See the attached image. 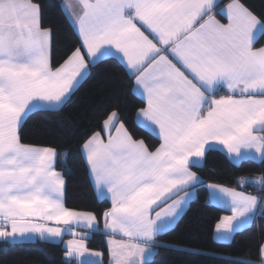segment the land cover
Wrapping results in <instances>:
<instances>
[{
	"label": "snow or ice",
	"instance_id": "6c2138e0",
	"mask_svg": "<svg viewBox=\"0 0 264 264\" xmlns=\"http://www.w3.org/2000/svg\"><path fill=\"white\" fill-rule=\"evenodd\" d=\"M59 7L78 35L62 62L53 59L56 28L44 26L41 0H0V243L52 241L84 228L68 241L66 255L101 257L85 241L102 220L104 234L128 237L110 242V264H149L154 249L167 247L157 237L203 183L191 169L202 167L210 151L220 146L229 159L264 165V135L256 134L264 133V11L233 0L222 23L218 0H80L78 11ZM107 62L121 67L131 94L138 89L144 99L133 106L131 130L117 102L99 132L84 133L80 153L89 176L97 194L110 199L98 217L65 205L57 149L22 141L38 110L61 111ZM153 132L159 141L154 150L145 142ZM141 133L145 138L136 139ZM237 183L254 185L261 195L206 186L209 198L231 212L215 224L218 240L264 217V174ZM258 248L264 264V242Z\"/></svg>",
	"mask_w": 264,
	"mask_h": 264
},
{
	"label": "trees",
	"instance_id": "16d2710c",
	"mask_svg": "<svg viewBox=\"0 0 264 264\" xmlns=\"http://www.w3.org/2000/svg\"><path fill=\"white\" fill-rule=\"evenodd\" d=\"M62 0H41L44 4V26H55L52 37L55 61L62 62L67 50L77 46L78 35L69 29L59 5ZM232 0H219L217 16L224 19L220 9ZM257 13L264 11V0H239ZM58 66V65H56ZM131 81L116 63L100 65L91 78L82 81L78 90L59 112L38 110L28 120L24 130L23 143L41 147H53L60 153L57 170L63 171L65 180L64 203L72 210L90 211L98 217L110 207V200L99 197L91 184L88 168L80 153V146L86 139L85 132L100 130L107 114L117 108V102L124 106V115L131 130L135 118L133 106L143 100L131 94ZM264 135V133H262ZM145 138L143 133L136 139ZM150 147L159 145L155 134L146 138ZM154 150V147H153ZM64 153H69L67 157ZM61 161H66L63 165ZM203 183L195 189V196L180 214L175 224L160 234L156 243L166 245L154 250L149 264H232L233 261H247L259 264V244L264 242V217L257 216L249 224L237 229L228 241L213 238L217 220L226 212L208 200L207 184H218L238 189L251 195L260 196L258 187L241 185L237 181L243 176H261L264 165L250 159L232 162L226 154L214 149L210 151L202 167L193 168ZM103 221H100V227ZM88 249L97 250L102 264H108L109 252L106 237L95 231L85 241ZM210 255H199L197 253ZM65 248L61 241H19L0 243V264H68Z\"/></svg>",
	"mask_w": 264,
	"mask_h": 264
},
{
	"label": "crops",
	"instance_id": "0c3cea01",
	"mask_svg": "<svg viewBox=\"0 0 264 264\" xmlns=\"http://www.w3.org/2000/svg\"><path fill=\"white\" fill-rule=\"evenodd\" d=\"M219 1V0H218ZM230 3H233V0L232 1H230L229 3H227L226 5H224L221 9H220V12H221V14L223 15V16H226V14H227V6L230 4ZM239 3H241V2H239ZM61 4H71V5H73V8L72 9H70V11H78L79 10V7H80V0H62L61 1ZM217 19H219V20H221V22L222 23H227V20L226 19H220L218 16H217ZM74 28V27H73ZM75 30V29H74ZM76 32V31H75ZM135 94L137 95V96H139L140 98H142V99H144V97H143V94H142V92L140 91V90H136L135 91ZM135 116H136V113H135ZM107 119V118H106ZM105 119V120H106ZM104 120V121H105ZM103 121V122H104ZM103 124V123H102ZM100 131V130H99ZM99 131H97V132H99ZM112 135H115V130L113 129L112 130V133H111ZM153 134H155V132H153ZM257 135H262V133H256ZM102 136H103V138H104V140H105V143L107 142V133H104V134H102ZM82 146V145H81ZM81 146H80V148H81ZM159 146V145H158ZM157 146V147H158ZM38 147H41V146H38ZM216 149H219V150H221V151H223L225 154H226V156L228 157V155H227V153H226V150L223 148V147H220V146H217L216 147ZM82 155V154H81ZM258 155V154H257ZM83 156V155H82ZM229 158V157H228ZM83 159H84V157H83ZM229 160H231L232 162H239V161H235V160H232V159H229ZM191 170H193V169H191ZM90 177V176H89ZM253 176H243V177H241L239 180H241L242 178H252ZM90 180H91V178H90ZM91 184H92V186H93V189H94V191H95V193L97 194V191H96V189H95V187H94V185H93V182H92V180H91ZM209 184H211V183H209ZM208 185V184H207ZM218 185V184H217ZM241 185H245V184H241ZM220 186H223V185H220ZM252 186H254V185H252ZM224 187H226V186H224ZM229 188V187H228ZM230 189H233V188H230ZM236 191H238V192H242V193H244V194H246V195H251V194H248V193H246V192H243V191H241V190H238V189H235ZM207 191H208V189H207ZM98 195V194H97ZM184 194L183 193H180V196H183ZM99 197H105V198H107L106 196H103V195H98ZM195 196V195H194ZM193 196V197H194ZM255 196V195H254ZM179 197H173L172 199H178ZM107 199H109V198H107ZM110 200V199H109ZM208 200L211 202V203H213V204H215V205H217L218 207H221V208H223L224 210H226V212L222 215V216H225V215H231V212L230 211H228L227 210V208H226V206L225 205H221V204H219V203H217V202H215V201H212L210 198H209V194H208ZM172 203V200H168L167 201V203H163V202H161L160 203V207H158V208H156V211H163L164 209H166L167 208V206L169 205V204H171ZM187 206V205H186ZM155 207V206H154ZM186 208V207H185ZM76 211H78V210H76ZM83 212V211H82ZM153 216H155V213H153L152 214ZM180 216V215H179ZM179 216L176 218V221H177V219L179 218ZM221 216V217H222ZM175 221V222H176ZM175 222L172 224V226L175 224ZM249 223H250V221H249ZM248 223V224H249ZM216 224V223H215ZM247 224H245L244 226H246ZM171 226V227H172ZM215 227V226H214ZM238 229H240V228H238ZM76 235L75 236H73V235H71V234H69L70 232H71V230H69V232H66L64 235H63V237H62V239H55V240H52V241H61L62 242V244H63V246H64V248H65V246L67 245V243H68V241L69 240H74V239H79V237L84 233V232H86V231H88L87 229H84V228H77L76 230ZM96 231L97 232H99V233H101V234H103L105 237H106V241H107V248H108V252H109V260H108V264H110V261H112V259H113V257H112V254H111V251H110V242L112 241V240H116V241H121V240H128V237H125V236H123L122 234H119V233H117V234H115L114 236L113 235H107V234H104V228H103V225L101 226V227H99L98 229H96ZM213 238L215 239V240H218L217 238H216V236H215V232H214V229H213ZM231 238V237H230ZM35 240H40L39 238H35V239H32V240H26V241H35ZM229 240V239H228ZM228 240H218V241H228ZM155 250V249H154ZM154 250H153V252L151 253V255H149L148 257H147V259L149 260L151 257H152V255H153V253H154ZM65 254H66V250H65ZM66 256V260H68V264H77V261H78V259L79 260H84V261H91V259H90V255H88V254H86L85 256H83V258L81 257H77V259L76 260H73L71 257H68L67 255H65ZM94 258L96 259V258H98V257H95L94 256ZM260 259H261V253H260ZM260 259H259V261H260ZM93 260V259H92ZM96 262H98V264H100L101 263V259H99V260H95Z\"/></svg>",
	"mask_w": 264,
	"mask_h": 264
},
{
	"label": "rangeland",
	"instance_id": "374dc122",
	"mask_svg": "<svg viewBox=\"0 0 264 264\" xmlns=\"http://www.w3.org/2000/svg\"><path fill=\"white\" fill-rule=\"evenodd\" d=\"M260 176H253L252 178H259ZM19 242V241H18ZM11 243V242H10ZM89 252L91 253V252H99V251H97V250H90L89 249ZM66 255V254H65ZM81 258V257H80ZM83 258V257H82ZM67 258H66V256H65V258H64V260L68 263V260H66ZM90 259H91V261H95V260H99V259H101V257H98V258H94V256H91L90 255ZM93 259V260H92ZM79 260V259H78ZM99 262V261H98ZM100 264H102V260H101V263Z\"/></svg>",
	"mask_w": 264,
	"mask_h": 264
}]
</instances>
